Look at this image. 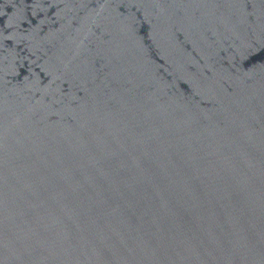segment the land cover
<instances>
[{
    "label": "water",
    "instance_id": "water-1",
    "mask_svg": "<svg viewBox=\"0 0 264 264\" xmlns=\"http://www.w3.org/2000/svg\"><path fill=\"white\" fill-rule=\"evenodd\" d=\"M0 264H264V0H0Z\"/></svg>",
    "mask_w": 264,
    "mask_h": 264
}]
</instances>
